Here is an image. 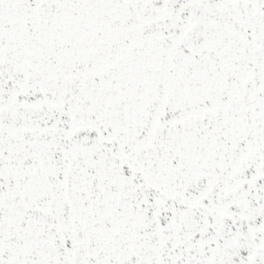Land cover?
<instances>
[{
  "label": "snow or ice",
  "instance_id": "1",
  "mask_svg": "<svg viewBox=\"0 0 264 264\" xmlns=\"http://www.w3.org/2000/svg\"><path fill=\"white\" fill-rule=\"evenodd\" d=\"M0 264H264V0H0Z\"/></svg>",
  "mask_w": 264,
  "mask_h": 264
}]
</instances>
